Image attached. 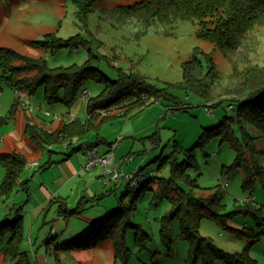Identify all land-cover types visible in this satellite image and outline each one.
Listing matches in <instances>:
<instances>
[{"label":"rangeland","instance_id":"1","mask_svg":"<svg viewBox=\"0 0 264 264\" xmlns=\"http://www.w3.org/2000/svg\"><path fill=\"white\" fill-rule=\"evenodd\" d=\"M137 1L140 0H97L83 20L73 0H0V46L33 57L46 56L50 67L83 66L93 55L101 54L106 57L94 58L93 66L109 78H117L120 69L134 71L145 76L148 83L164 88L182 81L183 62L192 57L195 48H200L212 55L219 70L214 97L209 101L192 92L187 94L181 88L169 87L180 108L166 94L126 115H119L121 108L116 106L104 111L110 118L103 121L98 130L87 132L82 140L70 146L67 141L37 146L25 133L26 124L44 126L41 122L44 120L47 125H53L54 130L67 118L86 119L87 101L101 92L102 83L93 79L86 81L83 88L88 90V95L83 97L82 88L78 100L69 108L64 102L49 103L43 86L28 94L2 82L0 115H10L17 104L12 117L0 126V153L20 152L26 156L28 164L21 177L26 184H20L7 198L0 199V222L9 221L11 226L16 218L22 217L24 231L20 247L27 257H5L3 248L11 233L0 228V264L192 263V246L180 236L179 220H171L163 229V219L172 203L168 198L156 199L151 188L157 187L160 178H168L171 171L170 162L162 163L159 157L175 152L180 161L184 160L186 151L199 140L205 128L217 126L225 116L236 113L238 102L231 99L229 92L242 80L240 72L248 65H264V23L256 25L247 35L242 47L234 53L237 63L233 64L211 41L198 36L196 20L156 21L145 27L118 11L121 6ZM50 32L62 38L75 36L80 42L77 47H65L55 53L32 43ZM208 104L212 106L213 115L208 112ZM253 132L258 135L255 129ZM153 135L159 140L154 141ZM120 136L122 140L114 154L116 161L126 160L121 164L122 172L130 174L144 167L140 171L143 176L155 174L150 186L144 187L134 199L131 214L132 221L147 231L148 236L141 238L137 236V232L141 234L140 229L128 227L125 252L119 255L109 238L87 249H64L65 243L121 204L129 187L127 179L118 186L117 182L105 179L102 171L100 174L101 165L84 169L88 160L86 143H98L101 152L110 149ZM255 142L257 148L264 149L263 136ZM193 154L198 167L191 169L190 174L200 185L195 195L208 196L219 188L227 211L236 210L250 198L263 207L264 215L262 182L256 180L250 192L243 187L242 170L232 174L224 172L225 166L232 165L236 158L228 142L212 137L198 145ZM67 160L73 162L76 171L73 168L70 171ZM260 160L264 163V156ZM73 172L74 177L68 181ZM4 176L0 163V184ZM129 199L131 195L126 196L124 202ZM76 208L80 212L72 213ZM228 224L237 229L224 228L213 219L203 217L199 234L210 238L226 252H247L256 264H264V217L258 220L251 213L235 212ZM244 229L251 231V235H244L241 231ZM49 238H53L52 242L47 243ZM216 264L225 263L217 261Z\"/></svg>","mask_w":264,"mask_h":264},{"label":"trees","instance_id":"2","mask_svg":"<svg viewBox=\"0 0 264 264\" xmlns=\"http://www.w3.org/2000/svg\"><path fill=\"white\" fill-rule=\"evenodd\" d=\"M97 0H73L78 8V16L85 20ZM128 19H136L143 26L149 27L156 21L168 22L176 19L196 20L197 34L200 38L211 41L220 49L233 64L234 53L242 47L247 35L256 25L264 23V0H140L133 4L121 6L118 10ZM80 40L77 37L62 38L55 32L46 33L43 39L33 40L32 43L41 46L50 53H55L65 47H77ZM105 55L95 54L83 66L50 67L46 56L33 57L18 50L0 46V89L5 82L16 91L28 94L44 87L45 98L49 103L64 102L69 108L78 100L79 94L86 81L93 79L103 84L101 92L87 101L88 117L84 120L73 118L63 121L54 130L28 122L25 133L37 145L43 146L50 142H64L78 138L82 140L87 132L98 130L103 121L110 118L104 113L116 106L121 108L119 115L130 114L135 109L148 106L154 100L167 95L169 99L180 106L177 98L171 94L169 87H178L187 94L192 92L209 101L214 97V86L219 78V70L210 53L195 48L191 58L182 64V81L170 83L162 88L147 82L146 77L134 71L120 69L118 77L109 78L104 72L93 66L94 58H105ZM242 80L230 90L231 99L238 102L236 113L225 116L223 121L212 128H205L199 140L186 151L185 159L180 161L175 152L160 156L161 162H170V176L160 178L157 187L152 186L156 199L168 198L172 208L163 219V229L171 220L178 219L181 229L180 236L187 239L193 251L191 264H256L247 252L230 253L215 245L208 237L199 234V225L203 217L211 218L224 228L235 230L228 222L235 212L251 213L258 220L263 218V207L257 206L254 199H247L239 204L234 211H227L219 188L208 196L195 195L200 188L191 169L198 165L193 150L203 145L212 137H219L221 142H228L236 152L232 165L225 166L226 174L242 170L244 173L243 187L252 191L256 180L264 187V149L256 147L259 136L264 137V65H248L240 72ZM85 88H83L84 90ZM82 90V91H83ZM149 99H151L149 101ZM126 100V103L122 104ZM220 100L217 103H220ZM216 103V104H217ZM14 104L11 114L15 112ZM180 108V107H179ZM1 116L0 126L12 115ZM258 132L256 135L253 132ZM154 141L159 138L153 135ZM88 145H98L86 143ZM71 143L69 144V146ZM78 148H75L76 151ZM248 154V155H247ZM0 163L5 170V176L0 184V199L7 198L20 184L24 186L21 177L28 164L26 156L17 151L1 152ZM162 163L160 165H162ZM142 167L141 169H143ZM153 177L145 179L137 188L125 191L120 206L104 217L95 220L80 234L63 245L64 249L91 248L105 239H112L117 255L125 252V232L133 226L140 229L143 238L147 231L131 219L133 201L140 196L144 187H149ZM156 182V181H155ZM131 195L128 202L124 198ZM80 208V207H79ZM76 208L72 213L80 212ZM0 222V228L8 229L11 235L3 248L5 257L14 259L18 255L26 258L21 250L24 222L22 217ZM260 223V222H259ZM244 235H251L249 230H241ZM49 238L47 243L52 242Z\"/></svg>","mask_w":264,"mask_h":264},{"label":"built area","instance_id":"3","mask_svg":"<svg viewBox=\"0 0 264 264\" xmlns=\"http://www.w3.org/2000/svg\"><path fill=\"white\" fill-rule=\"evenodd\" d=\"M88 90L84 89L82 91V95L83 97H86L88 95ZM126 103V100L123 102ZM211 104H208V112L210 115H213V111H211ZM230 108H232V104L229 106ZM47 114H49V112H47ZM122 140V137L120 136L118 138V141L111 144L110 149L105 152V153H101L98 149L97 145H86V153L88 156V160L84 166V169H92L93 167H96L97 165H101L102 168V176L106 179L109 178L110 180H113L115 182H117V184H122L124 179H127L129 182V187L130 188H137L139 187L142 182L147 179V178H151L153 177L155 174H146V175H142L141 174V170L139 169L135 172H131L130 174H124L122 172V169L120 167V163L118 161L115 160V154H114V149L119 146L120 141ZM80 140L78 138H73L72 140H68L67 141V145H69L70 143H74V142H79ZM155 177V176H154ZM105 183H108V181L106 180Z\"/></svg>","mask_w":264,"mask_h":264},{"label":"crops","instance_id":"4","mask_svg":"<svg viewBox=\"0 0 264 264\" xmlns=\"http://www.w3.org/2000/svg\"><path fill=\"white\" fill-rule=\"evenodd\" d=\"M27 116H29L28 114H27ZM26 116V117H27ZM30 117V116H29ZM71 119H73V117H70L69 119L67 118V120L66 121H68V120H71ZM44 121V120H43ZM42 120H41V122H42V125L44 124V127H47V128H49V129H51L52 127H53V125H51V126H49V125H47L46 123H44ZM60 121H63V119H61ZM59 121V122H60ZM54 122H52V124H53ZM56 125H59V123H57ZM109 150V148H106L105 150H101V153H105V152H107ZM123 157V156H122ZM85 158H86V160L88 159V156H87V153L85 152ZM85 160V161H86ZM85 161H83V163L85 162ZM124 161H126L125 160V158H122L120 161H119V163H120V167H121V169H122V166H121V164L124 162ZM67 162H69L70 163V171H71V168H73L74 169V171H76V169L74 168V166H73V162L71 161V160H67ZM83 163H82V165H83ZM81 165V166H82ZM101 171H102V168L99 170V172H100V174H101ZM74 172L72 173V174H70V176H68V174H67V176H68V178H67V180L69 181L72 177H74ZM65 183H67V182H65ZM65 183H63V185L65 184ZM121 184H119L118 186H120Z\"/></svg>","mask_w":264,"mask_h":264}]
</instances>
